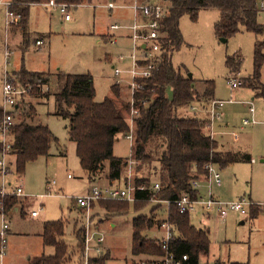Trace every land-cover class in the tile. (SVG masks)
Listing matches in <instances>:
<instances>
[{"label":"rangeland","instance_id":"374dc122","mask_svg":"<svg viewBox=\"0 0 264 264\" xmlns=\"http://www.w3.org/2000/svg\"><path fill=\"white\" fill-rule=\"evenodd\" d=\"M110 2L122 8L109 10L105 5ZM139 2L143 3L144 0ZM160 2L163 4L162 0ZM258 2L261 8L258 21L264 25L262 9L264 0ZM134 3L135 0H91L78 6L70 5V21L64 20L59 8L31 6L26 35L22 37L19 28H13L8 32L12 55L10 65L7 67L4 56L5 10L3 6L0 7V108L4 104L5 71L9 73V79L11 81L13 79L20 88L22 85L16 79L19 70L26 69L50 75L52 83L50 87L43 89L44 97L31 98L30 89L25 88V93L18 101V106L22 109L10 110L16 112L14 114L16 123L23 120L24 110H35L36 114L34 119L30 120L31 123L49 127L59 140L52 146L49 157H40L29 164L23 175L16 174L14 169L12 174L10 172L7 176V180L14 187L23 186L24 196L19 198L26 199V203L22 214L18 210V213H11L7 217L12 222L10 225L12 231L18 234L8 237L3 264H33L36 258L43 254L53 255L55 249L52 246L45 247L39 234H42L45 223L60 220L66 225L65 241L69 244L71 256L69 264H75L80 245L78 241L76 243L75 235L78 230L84 231L86 215L84 210L77 206L76 198L87 195L96 186L103 187L116 183L109 182L106 175L93 183L90 182L87 172L80 164L76 145L69 139L66 129L68 123L56 115L54 94L57 90V75L62 73L90 74L94 80L95 99L98 102L113 95L112 87L119 78L115 76L113 63L108 57L113 59L123 55L127 60L131 53L130 40L121 38L124 31H120L117 32V36L115 35L119 44L112 45L104 35L108 34L112 24L123 26L133 23L132 11L124 9L123 6ZM219 18L220 13L217 9L200 11L195 21L188 15L183 16L180 20L183 43L173 52L172 62L175 69L183 74L188 76L192 74L200 94H213L215 99L227 102L220 111L222 118L215 124L216 130L219 129L225 134L216 137L215 141L221 144L220 152L231 157V161L224 167L217 165L223 185L220 188L216 185L213 187L214 198L224 202L245 198L254 203H264V97L258 96V93L264 90V60L258 72V79L255 63L256 43L264 37L242 30L227 41H222L214 30ZM38 40L44 41L42 46L36 44ZM128 65L127 61L118 67L127 69ZM234 78L240 80L242 85L231 90L228 81ZM118 86L128 102L129 92L126 83ZM209 86L212 93L206 91ZM168 95L172 96L171 89ZM250 102L254 103L256 122L244 126L245 120L253 121ZM178 115L193 118L195 112L191 111V107L183 108L178 111ZM201 115L208 117L205 113ZM127 119L130 126L128 115ZM234 134L238 135V139L234 138ZM136 139V129L133 146L124 135L119 136L114 145V155L123 159L129 158L133 153ZM216 155L219 156L217 153ZM11 160L13 161V158L10 157ZM145 168L139 173L154 183H161V173L159 170L157 172L153 170L154 165L149 167L150 170ZM125 174L123 171L122 176ZM199 188L202 195L207 197L206 184L201 182ZM133 203L129 202L130 210L124 215L119 214L122 212L107 214L100 204L92 207L91 220H94L95 226L100 227V234L105 236L104 245L111 250L107 256L110 259L107 264L139 263L143 256L133 254L134 218L152 214L159 220L166 217L165 204L160 206L151 203L138 209ZM39 209L41 215L32 219L30 216L32 211ZM191 216L192 225L209 230L210 253L201 256L199 264H264V213H255V209L249 207L247 215L231 211L226 219H219L214 213L209 215L200 209ZM95 230L94 227L93 232ZM163 235L153 231L142 233L143 238L149 240Z\"/></svg>","mask_w":264,"mask_h":264},{"label":"trees","instance_id":"16d2710c","mask_svg":"<svg viewBox=\"0 0 264 264\" xmlns=\"http://www.w3.org/2000/svg\"><path fill=\"white\" fill-rule=\"evenodd\" d=\"M50 0H11L12 10L21 16L19 30L26 35L29 27L31 6L40 5ZM55 1V0H54ZM91 0H56L58 4L82 5ZM168 15L162 21L167 39L163 42L166 52L163 53L153 76L147 79V86L135 96V107L139 110L136 118L137 139L133 147V157L140 162L136 166L139 172L145 167L161 173L160 190L154 191L156 184L147 176L136 179V185H145L146 190L135 194L136 208L140 209L154 201L174 200L183 193L196 196L192 182L204 180L207 176L205 166L209 163L224 167L227 162L216 155L217 142L211 138L207 130V118L179 117L178 111L189 108L195 101L193 78L175 69L172 62L173 52L183 43L180 20L188 15L197 20L200 11L217 9L220 18L214 26L215 34L222 41L241 32H251L264 37V25L258 19L261 13L257 0H162ZM264 60V39L255 46L256 77ZM237 70H235L236 72ZM22 87L29 88L31 98H41L44 88L50 87L51 76L44 72H31L22 69L16 73ZM15 84V82L11 81ZM16 85V84H15ZM56 115L68 123L66 129L71 142L76 145V153L82 168L87 172L90 182L106 175L109 182L125 184L128 159L114 155V145L119 136L130 132L127 115L130 104L126 101L118 85L112 87L113 95L98 102L93 77L90 74L66 75L58 74L56 79ZM172 90L169 97L168 91ZM258 96L264 97V90ZM208 95V94H207ZM18 105L13 111L21 110ZM24 110V109H23ZM14 114L16 112H13ZM23 120L11 127L10 135L13 168L16 174L23 175L29 164L40 157H49L51 148L58 143V138L47 126L35 125L36 111L24 110ZM4 110L0 108V123L4 119ZM26 199L16 196H4L0 192V216L6 217L19 209L24 212ZM118 203V204H112ZM100 204L107 213L127 214L129 202L101 200L92 204ZM255 209V208H253ZM84 210V209H81ZM259 210L255 209V213ZM85 214L86 211L84 210ZM154 214L140 215L133 220V254L160 257L164 255L161 246L155 240H145L142 233L150 231L159 222ZM168 221L172 226L174 238L172 247L177 255H188L187 264H199L200 257L210 252L209 230L199 229L192 225L191 216L180 214L176 206L171 205ZM84 226V224H83ZM44 246L55 249L53 255H42L33 264H69V244L65 241L66 225L64 222L52 221L43 226L41 234ZM80 243L77 249L78 261L84 250L85 231L78 230L75 235ZM1 244V239H0ZM108 253L94 257L91 264H107ZM245 264V263H233Z\"/></svg>","mask_w":264,"mask_h":264},{"label":"built area","instance_id":"2783aa9c","mask_svg":"<svg viewBox=\"0 0 264 264\" xmlns=\"http://www.w3.org/2000/svg\"><path fill=\"white\" fill-rule=\"evenodd\" d=\"M46 7L59 8L65 21L71 20L69 13V6L67 4H57L54 0H50L44 4H40ZM0 6L5 10V31L6 39L4 42L5 47V66L10 65V58L12 52L10 51L8 32L13 28H19L21 22V16L16 14L12 10L11 0H0ZM109 9H114L116 6L112 3L108 4ZM132 10L135 13L134 21L130 25L112 24L110 30L113 32L124 31L127 33L126 39L130 40L131 53L127 57L119 55L117 58V64L113 66L114 74L119 79L116 85H123L126 83L129 95L130 113L128 118L130 119V132L125 136L130 141L131 146L134 143V129H136V118L139 116V110L135 107V96L144 90L147 86V79L152 78L153 71L156 69L163 53L166 52L163 42L167 39V34L163 30L162 21L167 17L168 11L160 0H144L140 3L138 0L132 6ZM110 44L117 45L119 43L118 37L113 36L109 39ZM38 45L41 42H37ZM129 63L127 69H121L118 65L125 62ZM120 76V77H119ZM124 76V77H123ZM9 73L5 71L3 92H4V104L2 106L4 110V119L0 123V192L4 196H24V188L19 185L12 190L8 188L11 184L7 182V176L10 173L9 157L12 150L11 141V127L16 123L14 110L18 105L19 99L25 93V88H20L11 82L9 79ZM229 87L237 89L242 85V82L237 78L228 81ZM226 101L217 100L212 94L198 96L195 95V101L190 106L191 111L196 115L205 113L208 115L207 130L211 138L215 135L216 121L222 118L221 109L224 107ZM206 104V105H204ZM250 114L253 121L247 119L243 125L248 126L251 123H255V107L254 103L250 102ZM11 109V110H10ZM234 138L238 139V135L234 134ZM128 159V166L126 168V180L127 182L122 186H106V187H94L87 195L76 198V203L80 209L86 211L84 222V250L81 254L79 261L76 264H91L94 257H98L106 254L104 247L105 237L99 234L96 230L93 232L94 227L91 220L90 212L92 211V204L101 200L108 201H124L135 202V194L137 191L146 190L145 185H136V179H144V176L136 171V166L140 164L139 161L134 159L133 154ZM207 176L204 180H196L192 182V188L197 192L196 196H192L189 193H183L174 200L166 201H154L157 204H166L167 214L164 220L155 224V228L162 231L164 234L157 242L164 251V255L156 257L154 260L142 261L139 264H187L189 261L188 255H177L172 247V241L174 238L173 229L168 221V211L170 206H176L180 214L195 215L200 209L211 215L214 213L219 219H226L229 212H238L242 215H247L249 207L259 210L264 213V203H254L247 199H242L233 202H224L214 198L212 189L216 186H221L223 183L221 172L217 165L209 163L205 166ZM70 177V176H69ZM134 179V183H133ZM204 182L208 189V196H203L200 191V183ZM160 184L156 183L153 186L154 191L160 190ZM41 214V209L33 211L32 217H38ZM0 225V264H3L4 258L7 252L8 246V233L10 230V224L5 215H1ZM80 256V255H79Z\"/></svg>","mask_w":264,"mask_h":264},{"label":"crops","instance_id":"0c3cea01","mask_svg":"<svg viewBox=\"0 0 264 264\" xmlns=\"http://www.w3.org/2000/svg\"><path fill=\"white\" fill-rule=\"evenodd\" d=\"M6 1H8V0H6ZM139 1V0H138ZM258 1V0H257ZM135 2H136V0H135ZM110 3H112V4H114L115 5V3L114 2H110ZM109 3V4H110ZM259 3V2H258ZM134 5V4H133ZM133 5H124L123 7H124V9H130L131 11H132V18L134 19V16H135V13H134V11L132 10V6ZM116 6V5H115ZM1 7V6H0ZM105 7L106 8H108V5H105ZM259 7H260V4H259ZM116 8H122V6H116ZM109 9V8H108ZM115 9V8H114ZM261 9V8H260ZM262 9H264V6H262ZM109 10H112V9H109ZM30 14H31V11H30ZM64 18V17H63ZM132 19V20H133ZM65 20V19H64ZM70 21V20H69ZM109 31H110V33H109ZM109 31H108V34L107 35H104V38H106V39H108V41H109V39L111 38V37H113V36H117L118 35V33L116 32V34H115V32H113V31H111L110 30V27H109ZM111 32H112V34H111ZM19 33L21 34V32L19 31ZM126 35H127V33H124L123 32V34H122V36H121V38H126ZM9 35H7V37H8ZM21 36H22V34H21ZM23 37V36H22ZM6 39V38H5ZM8 40H9V38H8ZM4 42H5V40H4ZM37 42H41V44L39 45V46H42L43 45V43H44V41L43 40H38ZM37 42H36V44H37ZM119 44V43H118ZM38 45V44H37ZM122 54V53H121ZM109 59V61L111 62V63H113V66L115 65V64H117V58H118V56L117 57H115V58H113V59H111L112 57H108ZM113 66H112V69H113ZM20 71V70H19ZM113 72H114V70H113ZM203 82V81H202ZM197 83V82H196ZM196 83L194 84V90H193V92H194V94L195 95H200V96H203V95H207L206 93L205 94H200L201 92H200V90H199V88L197 87V85H196ZM203 84V83H202ZM202 87V86H201ZM206 91L207 92H209V91H211V93H212V88H211V86H209V88L208 89H206ZM213 95V94H212ZM214 96V95H213ZM198 116H200V117H203V118H205V116H203V115H199L198 114ZM197 116V117H198ZM225 134V132H223V131H221V130H216V125H215V135H214V137H213V139L215 140L216 139V137H218L219 135H224ZM218 144V147H217V150H216V153L217 154H219V157H221L222 159H225L226 160V162L228 163L229 161H231V157H228V156H225L224 154H222L221 152H220V147H221V144L220 143H217ZM222 147H224V145L222 146ZM12 160L10 161V157H9V165H11L10 166V174H12V171L14 170V168L12 167L13 166V164H12ZM124 177H126V174H125V176ZM7 182L8 183H10L11 185L9 186V187H11V188H8L9 190H12V188H15L13 185H12V183L11 182H9L8 180H7ZM93 183V182H92ZM0 184H1V176H0ZM119 184L120 183H118V182H116V183H114V184H110V185H104V186H119ZM222 185H223V183H222ZM221 185V186H222ZM99 186V185H98ZM103 186V187H104ZM221 186H216L217 188H220ZM212 192H213V190H212ZM214 195V194H213ZM157 204V203H156ZM155 204V205H156ZM160 206L162 205V204H159ZM166 205V204H165ZM78 206V205H77ZM162 209V208H161ZM19 209H16V210H14L13 212H12V214L13 213H18L17 211H18ZM33 212V211H32ZM107 214H109V213H107ZM167 214V213H166ZM11 215V214H10ZM41 215V214H40ZM31 216V215H30ZM113 216H119V215H114L113 214ZM9 217V216H8ZM32 217V216H31ZM39 217V216H38ZM38 217H32V219H35V218H38ZM192 217V216H191ZM158 218V217H157ZM166 218V217H165ZM164 218V219H165ZM6 219H7V217H6ZM159 219V218H158ZM8 220V222H9V224L11 225V221L9 220V218L7 219ZM0 223H1V218H0ZM92 223H93V227H95V229H96V231L100 234V227H98L97 225L95 226V223H94V220H92ZM158 223V222H157ZM155 226V225H154ZM43 230V229H42ZM150 231H153L154 233H162V231H160V230H158V229H156L155 227H153ZM149 231V232H150ZM14 235V234H18V233H16V232H14V231H12V227L10 226V230H9V233H8V237H10L11 235ZM20 234V233H19ZM39 236H41V234H39ZM8 237H7V240H8ZM105 237V236H104ZM161 238V237H160ZM160 238H153L152 240H159ZM145 239V238H144ZM145 240H149V239H145ZM75 241H76V243H77V240H76V238H75ZM104 247H105V245H104ZM76 249H77V247H76ZM105 250H106V252L107 253H111V250H109V248H106L105 247ZM210 253V252H209ZM208 253V254H209ZM77 254H78V257H79V253H78V251H77ZM208 254H206V255H208ZM44 255V254H43ZM205 254H203V255H201V256H206ZM140 257H142L143 256V258L140 260V262H142V261H148V260H154V259H156V257H153V256H149V255H139ZM78 257H77V259H76V261H75V264L78 262ZM201 258V257H200ZM110 260V259H109ZM108 260V261H109ZM107 261V262H108ZM139 262V263H140ZM139 263H137V262H132V264H139Z\"/></svg>","mask_w":264,"mask_h":264},{"label":"water","instance_id":"95a60500","mask_svg":"<svg viewBox=\"0 0 264 264\" xmlns=\"http://www.w3.org/2000/svg\"><path fill=\"white\" fill-rule=\"evenodd\" d=\"M190 78H193L192 74L189 75Z\"/></svg>","mask_w":264,"mask_h":264}]
</instances>
